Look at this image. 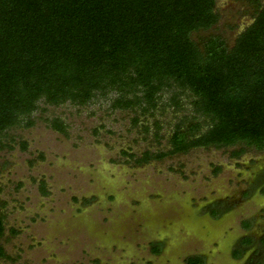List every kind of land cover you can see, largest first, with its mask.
Segmentation results:
<instances>
[{
  "label": "rangeland",
  "instance_id": "rangeland-1",
  "mask_svg": "<svg viewBox=\"0 0 264 264\" xmlns=\"http://www.w3.org/2000/svg\"><path fill=\"white\" fill-rule=\"evenodd\" d=\"M216 9L219 27L238 24L226 32L230 42L251 22L236 1L217 0ZM190 110L156 111L157 140L153 118L133 124L134 113L113 110L102 97L45 106L32 126L10 129L3 138L10 147L0 148L9 257L0 264H185L195 254L206 264H237L231 243L240 222L255 216L253 232L264 237V152L232 158L228 149L195 147L135 163L145 150L165 151L173 124ZM54 117L65 133L51 126ZM217 200L233 207L212 220L207 205Z\"/></svg>",
  "mask_w": 264,
  "mask_h": 264
},
{
  "label": "trees",
  "instance_id": "trees-1",
  "mask_svg": "<svg viewBox=\"0 0 264 264\" xmlns=\"http://www.w3.org/2000/svg\"><path fill=\"white\" fill-rule=\"evenodd\" d=\"M233 1L251 22L230 42L238 24L218 26L217 0H0V148L10 147V129L35 123V111L102 97L134 113L133 124L153 118L156 140L155 112L190 106L168 148L143 151L137 165L195 147L232 158L264 151V0ZM49 121L65 133L59 118ZM4 235L0 214L8 259Z\"/></svg>",
  "mask_w": 264,
  "mask_h": 264
},
{
  "label": "flooded vegetation",
  "instance_id": "flooded-vegetation-1",
  "mask_svg": "<svg viewBox=\"0 0 264 264\" xmlns=\"http://www.w3.org/2000/svg\"><path fill=\"white\" fill-rule=\"evenodd\" d=\"M228 202L226 200L210 202L207 205L206 210L208 218L217 220L226 214H229L233 205L228 204ZM255 218L256 217L253 216L252 218L250 217L240 222L242 233L237 235L231 243V258L232 260H235L237 264L238 262H241L240 264H264L263 255H259L264 242V237L261 238L253 232L254 225L256 224ZM245 239H249V241ZM155 249L157 248L153 249L155 253L160 251L159 249H157L158 251H155ZM190 256H201L204 260V264H206V258H204L203 255L195 254ZM188 257H186L185 260Z\"/></svg>",
  "mask_w": 264,
  "mask_h": 264
}]
</instances>
